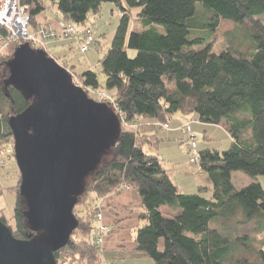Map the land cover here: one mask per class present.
<instances>
[{"label": "trees", "instance_id": "trees-1", "mask_svg": "<svg viewBox=\"0 0 264 264\" xmlns=\"http://www.w3.org/2000/svg\"><path fill=\"white\" fill-rule=\"evenodd\" d=\"M19 1L28 7L32 28L39 24L36 18L45 11L46 1L56 6V19L78 27L92 29L89 16L99 14L104 3L115 4L120 15L110 47L98 63L106 77L104 88L125 119L117 142L73 208L78 226L54 252L56 264H103L92 238V206L121 186L136 191L140 200L138 218L143 224L135 232L133 251L153 264H264L262 241L247 234L232 237L225 230L226 221L241 216L237 223L254 224V233L264 232V188L257 180L264 177V0ZM131 19L141 30L129 32ZM222 19L250 25V42L231 38L227 47L213 50L211 38ZM15 47L11 43L0 57V145L8 146L13 139L7 119L28 105L20 91L4 85ZM63 62L84 87L98 88L93 70L76 74ZM177 112L219 125L231 139L226 150L198 147V162L189 161L208 175L210 195L203 187L181 192L159 158L144 150L158 145V129ZM236 171L253 181L237 188L231 178ZM19 179L13 187V226L1 213L0 219L14 237L26 239L32 232L25 224ZM163 206L174 215L164 216Z\"/></svg>", "mask_w": 264, "mask_h": 264}, {"label": "water", "instance_id": "water-1", "mask_svg": "<svg viewBox=\"0 0 264 264\" xmlns=\"http://www.w3.org/2000/svg\"><path fill=\"white\" fill-rule=\"evenodd\" d=\"M4 85L28 101L7 124L32 234L18 239L0 219V264H56L54 252L78 226L73 208L117 142L121 121L110 105L73 83L67 68L28 42L7 61Z\"/></svg>", "mask_w": 264, "mask_h": 264}, {"label": "rangeland", "instance_id": "rangeland-1", "mask_svg": "<svg viewBox=\"0 0 264 264\" xmlns=\"http://www.w3.org/2000/svg\"><path fill=\"white\" fill-rule=\"evenodd\" d=\"M136 11H137L136 8L132 9L133 17ZM57 15L58 12L56 6L46 1L45 11L40 15H38L36 20L39 21V24L53 23V25H55ZM119 18H120L119 8L113 3H104L99 14L96 15L90 14L89 16V20H91L92 22V26H91L92 30L94 32V35L97 37V42L96 44L93 45V49L83 54L79 51L78 46L76 45L71 51L65 50L66 51L65 58L67 59L66 61L58 57L57 50L55 49V47H53V41L47 44V48L45 51L48 53V55L58 58L57 60L59 62L64 61L63 63L66 65V67L73 66L70 69H72V71L76 74H81L83 71L88 69L93 70L97 75L98 89L101 91L104 90L107 94L110 95L111 93L104 88V82L106 77L101 71L98 61L99 59L102 58V56L106 53V51L110 47L111 40L114 36V32L120 20ZM128 30L129 32L132 30H141V26L138 22L131 19L129 22ZM251 35H252V28L247 23L235 24L232 21L222 19L220 20L217 30L212 35L211 38L212 48L215 51H220L221 49H224L225 47H227L228 41L231 38L237 40L241 44H247L252 39ZM130 54L133 55V52L131 51ZM192 127H193L194 135L196 136L197 139L198 147H205L208 144L207 146H212V148L218 150H226L231 145V141L229 140L228 134L219 125L205 124L204 126H196V128L194 127V125H192ZM158 135L163 138L164 143L162 141L163 144H160V146L157 149H153L152 147L145 146L144 150L146 153L155 154L159 158V160H165V161L167 160V157H164L165 153L168 155V153L171 151L173 153L175 152V156H176L175 160L181 162L183 164V168L178 169L174 167L175 169L171 171L172 180L177 178V176L180 179L184 178L186 179V184H188V187L186 188H189L191 184L194 185L195 182L198 179H200V177L204 176V174H202V176H199V174L195 171H194L195 173L191 172L197 169L196 167L197 165L191 164L193 165L192 166V168H194L193 170L188 168V166L186 165L185 161L187 157L185 153L187 152L186 151L187 148L184 142H180L177 140V138H174L173 144L169 145L166 144L168 142V139L164 138L165 136H167L166 133L159 131ZM203 136L206 137L203 138ZM170 141H172V139H170ZM8 143L12 145L10 144L9 146L7 145V154H11L12 156L10 155L9 157L7 156L6 164L4 165L3 168L0 167V190H1L0 213L7 221L8 225L13 226V212L16 203V191L13 187L17 183L19 172L13 156V140L12 143L11 142ZM3 144H6V142ZM179 154H182V156H179ZM181 169L183 170L186 169V170L185 172H183L181 171ZM236 175H241V177L244 176L246 179H248V176L244 175L242 172L239 171L232 172L233 184L237 188H240L242 179ZM260 179L264 185V177H261ZM185 190L186 191L183 192L189 193L196 189H185ZM121 193L123 194L124 192L119 191L117 193H114L113 198L116 199L118 195H122ZM107 202H105L104 205V215H106L109 218V220L115 221L117 224L116 228L113 227V225H111L112 227L111 232L110 233L107 232V233H109L110 235H118L121 247H119L116 242L108 243L106 245L105 252L104 251L100 252V258L102 260L107 261L108 264H141L142 260L139 257H145L146 259L152 262V259L144 255L142 256L136 255V253L134 254L131 250V247L134 245V236L137 230V228L135 227L136 224L134 223V221L136 220L133 214L130 211H127L124 207H121L119 211H116V213L114 211L111 212V210H109V208L106 206ZM76 209L80 213L83 210L82 207H77ZM138 212L139 211H137V213ZM163 215L169 217L168 210L166 208H164L163 210ZM241 218H242L241 216H237L233 220L226 221L225 230L232 237L243 234H247L250 237H256L260 241H262L264 247V232L261 234L254 233V224L244 225L241 223H237V220ZM93 224L94 226L97 225L96 222H94ZM107 233H105L102 236V241L108 235ZM93 234L94 231L92 235ZM160 243L162 248L163 247L162 239L160 240ZM101 244L104 243L102 242ZM101 244L98 245L100 249H101Z\"/></svg>", "mask_w": 264, "mask_h": 264}, {"label": "built area", "instance_id": "built-area-1", "mask_svg": "<svg viewBox=\"0 0 264 264\" xmlns=\"http://www.w3.org/2000/svg\"><path fill=\"white\" fill-rule=\"evenodd\" d=\"M57 39L73 41L77 43L78 49L81 53H86L93 49L94 34L89 27H78L72 23L61 19H56V24L45 23L38 24L35 28L30 25V16L28 14V7L20 3L19 0H0V57L6 55V49L11 44L17 45L28 42L33 48H40L44 51L47 44ZM72 81L76 85L81 86L89 97L106 102L110 105L118 115L121 124L125 119V114L118 109L112 96L107 94L104 90L98 88L84 87L80 80L73 74ZM162 128H168L167 124H161ZM185 137L187 143L189 161L196 164L198 162V146L196 137L191 132L189 123H183L177 127ZM7 144L0 145V167L6 161ZM127 186H121L119 191L127 189ZM92 219L97 223L94 229L93 240L99 245L102 243V236L109 232V227L105 225L103 214L99 209V203L92 206ZM103 264H106L105 262Z\"/></svg>", "mask_w": 264, "mask_h": 264}, {"label": "crops", "instance_id": "crops-1", "mask_svg": "<svg viewBox=\"0 0 264 264\" xmlns=\"http://www.w3.org/2000/svg\"><path fill=\"white\" fill-rule=\"evenodd\" d=\"M76 45H77V43H75L73 41H68V40H63V39H57V40L53 41V47H55V49L57 50L58 57L63 59V60H67L65 58V53H66L65 50L71 51ZM186 122H190L192 132H193L192 125H194L195 128H196V126H204L205 125L204 123L199 122L195 115H192V114L191 115H185V114H182L179 112L174 113L172 115L171 119L169 120V122L167 123L168 128H159L158 129L159 131H162L163 133L167 134V136L164 137L165 139L166 138L168 139V142L166 144L172 145L174 142V140H173L174 138H177L178 141L185 143L184 135L180 131L177 130V127H178V125H180L182 123H186ZM196 124H198V125H196ZM159 131L157 132V135H158ZM158 137L161 139V141L158 143L157 146H155V148L152 147L153 149H157L160 146V144L164 143L163 138L159 135H158ZM205 137L206 136H203V138H205ZM170 139H172V141H170ZM229 140L231 141L230 137H229ZM162 141H163V143H162ZM207 145L205 147H211L212 148V146H207ZM185 146L187 148L186 143H185ZM199 148H204V147H199ZM186 151H187V149H186ZM185 154H186V157L188 158L187 152ZM179 156H182V154H179ZM164 157H167V160L166 161L160 160V161H162V164L164 165L163 167L168 172V174H170V177H172L171 171L173 169L183 168V164L181 162H179L178 160H175V158H176L175 152L173 153L171 151L168 153V155L165 153ZM187 158H186L185 163L188 166V168L193 170L194 169V168H192L193 165L188 163L189 160L187 161ZM196 167H197V169H196L197 171L193 170L191 172H193V173L197 172L199 174V176H202V174H204L205 177L204 176L200 177V179H198L194 185L191 184V186L189 188H186V187H188V184H186V179H184V178L180 179L178 176H177V178L174 179V182L176 183L178 189L181 192L186 191L185 189H196L197 190L199 187H203L207 190V194L210 195L212 192V189H213L212 182L205 172L201 171L198 166H196ZM185 170L181 169V171H183V172H185ZM236 176H238L239 178L242 179L241 180V187H243V186H245V185H247L253 181V179L250 177H248V179H246L243 175H242L243 177H241V175H236ZM231 178H232V174H231ZM257 180L261 182L260 178ZM261 184L264 188V185L262 182H261ZM196 190H194V191L190 190V191L195 192ZM122 191L124 193L123 194L121 193L122 195H118L116 197V199L113 198L114 193H112V194H109L108 196H106L105 198H103L101 201L98 202L99 207H100L102 214H103V222L110 229L109 233L111 232V228H112L111 225H113V227L116 228L117 224L115 221L109 220V218L106 215H104V205H105V202H107V200H108V202H107L106 206L109 208V210H111V212L114 211L116 213V211H119L121 207H124L127 211H130L133 214V216L136 220V221H134V223L136 224V226H135L136 228H138L140 225L143 224V222L139 220L138 213H137V211L140 210V207H139L140 206V200H139V196H138L137 192L131 188L123 189ZM122 191H120V192H122ZM192 192H189V193H192ZM164 208H166L168 210L169 216L174 215V212L169 210L165 206L161 207L162 212H163ZM109 233H107L108 235L102 241L105 245L101 244V252H103V251L105 252L106 245L108 243H115L116 242L117 245L119 247H121L118 235H110ZM133 248H134V245L131 247V250L135 254V252L133 251ZM159 248H161V243L159 244ZM136 255L142 256V254H137V253H136ZM139 258H141V260H142L141 264H153V261L151 262L148 259H146L145 257H139ZM101 261H102V263L105 262L106 264H108L107 261H105V260L101 259Z\"/></svg>", "mask_w": 264, "mask_h": 264}]
</instances>
